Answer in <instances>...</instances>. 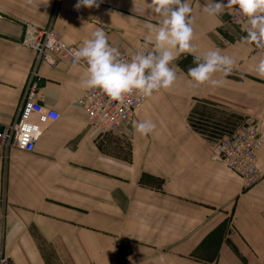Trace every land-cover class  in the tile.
Here are the masks:
<instances>
[{
    "label": "crops",
    "instance_id": "obj_1",
    "mask_svg": "<svg viewBox=\"0 0 264 264\" xmlns=\"http://www.w3.org/2000/svg\"><path fill=\"white\" fill-rule=\"evenodd\" d=\"M216 0H188L195 55L219 49L235 64L217 85L190 84L193 54L170 67L174 85L147 97L118 135H97L76 103L86 70L36 63L43 104L59 114L32 151L0 146V247L14 264H264V176L241 177L209 157L224 134L257 123L264 136V52L229 21L210 16ZM226 3L227 0H224ZM0 0V128L22 102L34 50L21 39L52 25L76 47L103 29L120 53H133L161 22L151 0ZM73 11L81 16L68 13ZM154 38V37H153ZM156 127L141 135L134 125ZM264 172V144L256 155Z\"/></svg>",
    "mask_w": 264,
    "mask_h": 264
},
{
    "label": "clouds",
    "instance_id": "obj_2",
    "mask_svg": "<svg viewBox=\"0 0 264 264\" xmlns=\"http://www.w3.org/2000/svg\"><path fill=\"white\" fill-rule=\"evenodd\" d=\"M102 0H78L76 8H99ZM225 8H235L249 25L244 39L257 49H264V0H216L205 5L203 11L210 16L222 13ZM150 9L162 18L158 27L151 28L147 42L153 50L139 51L126 60L117 47L109 44L103 29L91 33L81 47L73 51L74 62L86 64V76L81 81L85 89H99L111 100L123 102L125 97L136 94L150 97L155 91L168 89L176 81V73L170 65L179 54H193L194 67L188 69L189 83L217 85L214 74H229L235 61L222 55L219 49L204 55H195L192 45L194 30L188 0H151ZM154 37V38H153ZM257 74L264 78V59L256 66ZM141 135L153 132L156 125L142 121L134 125Z\"/></svg>",
    "mask_w": 264,
    "mask_h": 264
},
{
    "label": "built area",
    "instance_id": "obj_3",
    "mask_svg": "<svg viewBox=\"0 0 264 264\" xmlns=\"http://www.w3.org/2000/svg\"><path fill=\"white\" fill-rule=\"evenodd\" d=\"M68 13L76 17L81 16L73 11H68ZM229 21L239 25L243 33L247 34L249 27L247 20L235 8H232L229 13ZM22 44L34 50L36 61L29 73L22 102L14 121L0 128V146L32 151L43 127L56 121L60 116L55 109L43 104V98L38 92L41 76L37 72L36 63L44 61L49 65H54L58 60H66L69 64L80 65L85 70L86 64L83 61L74 62L73 51L78 47L66 43L61 32L52 25L41 29L28 28ZM254 49L264 52V49H257L255 45ZM146 50L152 49L142 47L133 53L122 52L121 56L130 60L137 52ZM146 98L133 94L125 97L123 102H119L111 100L99 89H86L76 103L86 113L88 123L97 135L115 136L120 133L134 110ZM263 144L264 136L257 123H246L224 134L214 143L210 148L209 157L212 161L221 162L237 173L242 179L243 186L249 187L264 176V172L256 163L257 152ZM0 264H14L3 253L1 247Z\"/></svg>",
    "mask_w": 264,
    "mask_h": 264
},
{
    "label": "rangeland",
    "instance_id": "obj_4",
    "mask_svg": "<svg viewBox=\"0 0 264 264\" xmlns=\"http://www.w3.org/2000/svg\"><path fill=\"white\" fill-rule=\"evenodd\" d=\"M26 32H27V30H25V33H24V35H23V37H22V39H21V42L24 40L25 35H26Z\"/></svg>",
    "mask_w": 264,
    "mask_h": 264
}]
</instances>
